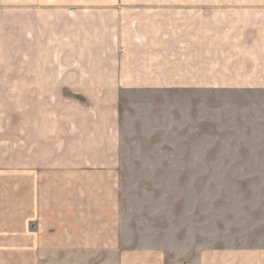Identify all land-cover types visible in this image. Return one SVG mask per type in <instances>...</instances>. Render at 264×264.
<instances>
[{"label": "crops", "instance_id": "obj_1", "mask_svg": "<svg viewBox=\"0 0 264 264\" xmlns=\"http://www.w3.org/2000/svg\"><path fill=\"white\" fill-rule=\"evenodd\" d=\"M152 1L0 0V264H264L125 219L120 91L264 88V18L215 42L211 0Z\"/></svg>", "mask_w": 264, "mask_h": 264}, {"label": "rangeland", "instance_id": "obj_2", "mask_svg": "<svg viewBox=\"0 0 264 264\" xmlns=\"http://www.w3.org/2000/svg\"><path fill=\"white\" fill-rule=\"evenodd\" d=\"M211 1L215 42L264 18ZM209 88L119 92L125 219L137 212L145 237L264 249V88Z\"/></svg>", "mask_w": 264, "mask_h": 264}]
</instances>
